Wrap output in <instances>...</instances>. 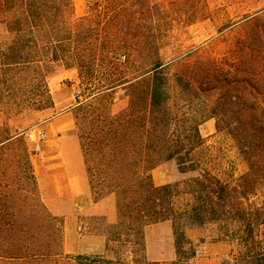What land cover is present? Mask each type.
Returning a JSON list of instances; mask_svg holds the SVG:
<instances>
[{
  "label": "trees",
  "instance_id": "obj_1",
  "mask_svg": "<svg viewBox=\"0 0 264 264\" xmlns=\"http://www.w3.org/2000/svg\"><path fill=\"white\" fill-rule=\"evenodd\" d=\"M87 2L88 13L74 19L73 0H0V116L51 104L46 79L54 65L76 69L90 95L75 108V131L94 201L117 198L116 236L125 233L127 242L144 246L146 227L170 222L174 264L198 254L189 229L210 230L206 239L236 247L221 264H264V14L246 21L223 57L198 49L171 63L161 55L160 10L153 0ZM118 89L128 105L117 110L112 93ZM210 119L246 163L234 181L208 167L210 148L200 127ZM9 151L18 169L15 185L29 188L34 215L0 221L16 237V257L114 264L56 252L63 222L40 200L22 135L0 134L1 161ZM171 161L193 176L157 186L153 170ZM45 225L52 243L41 241Z\"/></svg>",
  "mask_w": 264,
  "mask_h": 264
},
{
  "label": "rangeland",
  "instance_id": "obj_2",
  "mask_svg": "<svg viewBox=\"0 0 264 264\" xmlns=\"http://www.w3.org/2000/svg\"><path fill=\"white\" fill-rule=\"evenodd\" d=\"M153 1L160 10L158 22L161 26V55L166 62L171 63L198 49L206 56L223 57L242 34L246 21L254 15L264 14V0ZM73 5L74 19H79L88 13L87 0H73ZM46 83L53 104L45 102L41 106L32 104L13 115L2 114L0 134L11 136L20 134L29 148L33 170L35 176L37 175L40 200L47 211L58 219L57 221L63 222L61 247L55 246L56 252L72 257L78 255L90 258L101 257L114 264L155 263L150 262L146 255V229L144 230V246L127 242L125 233L119 237L116 236L114 226L119 222V214L115 196L108 208L116 207V222H110L106 216L86 215L83 212L84 208L95 202L92 192L87 200L77 198L75 185H63L61 169L47 170L50 162L47 161L48 154L44 148L46 137L40 143L41 150H37L29 135L38 129L45 130L49 122L67 110L72 113L74 119L75 108L78 104L85 103L90 93L81 83L78 71L74 68L66 69L62 64L54 65L53 71L47 76ZM35 97L37 96L34 95V99ZM112 97L116 102L115 109H123L128 105L123 91L118 89L112 93ZM215 125V120L210 119L200 127L206 148H210L208 167L223 179L234 181L247 171L246 163L236 150L233 141L224 135L217 134ZM200 155H202L200 156L202 169H205V156L203 153ZM202 157H204L203 160ZM4 159L5 161L0 160V181L6 182L0 185V221L30 219L34 217L31 212L32 195L29 194L27 185H15L18 169L14 152H7ZM152 176L154 183L160 186L185 181L193 174L181 173L176 163L171 161L158 166L152 172ZM44 177H47L45 181L42 180ZM263 199V195H260L259 201ZM56 224L58 228L60 225L58 222ZM48 227L50 225L43 227L44 234L41 238L42 243L45 244L49 241L52 243L53 240L52 232ZM3 228L0 226V264H62L61 257L17 258L14 254L16 237H12L8 226ZM209 233L210 230H206V234ZM187 235L190 238V234L187 233ZM96 236L106 239V247L102 254L96 253L102 248L99 241L92 239ZM29 237L25 236L24 240L27 241ZM55 238L57 243L59 238L57 236ZM192 241L196 250L200 251V242ZM174 263L176 261L172 262ZM157 264H166V262Z\"/></svg>",
  "mask_w": 264,
  "mask_h": 264
},
{
  "label": "crops",
  "instance_id": "obj_3",
  "mask_svg": "<svg viewBox=\"0 0 264 264\" xmlns=\"http://www.w3.org/2000/svg\"><path fill=\"white\" fill-rule=\"evenodd\" d=\"M45 137L44 148L48 154L47 161L50 162L47 170L61 169L63 185H75L76 197L89 199L92 191L72 113L67 110L49 122L45 129ZM45 179L47 177L42 180L45 181ZM113 197L114 195H111L86 206L84 214L106 216L110 222H116V207L108 208ZM187 233L190 234L191 240L200 242V251L190 260V264H220L223 259L233 254L234 245L229 242L206 239L205 229H189ZM92 239L100 242L101 251L96 253L102 254L106 247V239L101 236ZM145 245L150 262L172 264L176 261L173 229L170 222L146 227Z\"/></svg>",
  "mask_w": 264,
  "mask_h": 264
},
{
  "label": "built area",
  "instance_id": "obj_4",
  "mask_svg": "<svg viewBox=\"0 0 264 264\" xmlns=\"http://www.w3.org/2000/svg\"><path fill=\"white\" fill-rule=\"evenodd\" d=\"M31 141L35 144L37 150H41L40 143L45 139V130L38 129L29 135Z\"/></svg>",
  "mask_w": 264,
  "mask_h": 264
}]
</instances>
